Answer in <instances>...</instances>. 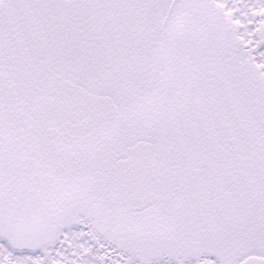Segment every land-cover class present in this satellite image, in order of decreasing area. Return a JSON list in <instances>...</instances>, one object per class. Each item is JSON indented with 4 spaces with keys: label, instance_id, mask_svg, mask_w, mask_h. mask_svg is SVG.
<instances>
[{
    "label": "snow or ice",
    "instance_id": "1",
    "mask_svg": "<svg viewBox=\"0 0 264 264\" xmlns=\"http://www.w3.org/2000/svg\"><path fill=\"white\" fill-rule=\"evenodd\" d=\"M0 264H264V0H0Z\"/></svg>",
    "mask_w": 264,
    "mask_h": 264
}]
</instances>
